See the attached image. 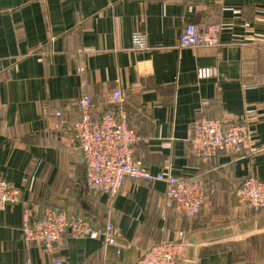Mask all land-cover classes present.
<instances>
[{
	"label": "crops",
	"instance_id": "0c3cea01",
	"mask_svg": "<svg viewBox=\"0 0 264 264\" xmlns=\"http://www.w3.org/2000/svg\"><path fill=\"white\" fill-rule=\"evenodd\" d=\"M187 22L218 26L219 44L177 48ZM136 30L148 48H131ZM204 67L213 74L198 78ZM117 88L141 136L134 159L152 173L203 181L197 217L168 210L160 180L127 179L113 197L86 187L72 131L79 96L90 95L97 118L113 109L103 94ZM202 117H247L264 145V0H0V177L40 214L58 207L96 229L112 221L116 230L114 244L65 235L45 252L25 245L24 204H10L0 210V264H135L162 241L180 245L177 264H264V210L235 193L247 176L264 180V150L202 161L188 143Z\"/></svg>",
	"mask_w": 264,
	"mask_h": 264
},
{
	"label": "built area",
	"instance_id": "2783aa9c",
	"mask_svg": "<svg viewBox=\"0 0 264 264\" xmlns=\"http://www.w3.org/2000/svg\"><path fill=\"white\" fill-rule=\"evenodd\" d=\"M219 27L205 26L193 22L184 24L178 35L177 48L216 46ZM131 48H148L147 36L136 30L131 35ZM81 52V50H80ZM82 66L77 73H82ZM213 74L212 68H198L197 77ZM88 82L81 80L82 88ZM113 109L99 117L91 116L92 98L86 92L79 96L80 115L72 122L73 137L78 144L85 164V185L89 190L107 193L113 197L119 193L127 179L147 181L160 180L165 184L164 204L176 214L197 217L206 201V188L199 178L174 175L169 171L152 173L133 157L134 145L141 136L127 121L122 104L125 101L120 88L103 94ZM61 116L60 111L55 112ZM190 151L204 162H210L220 152L253 155L264 150L257 144L250 130L247 117L240 122H224L218 118L202 117L192 122L188 132ZM238 202L255 210H264V180L247 176L235 189ZM22 190L9 180L0 177V210L10 204L22 202L21 232L26 246L36 244L49 252L65 235L72 238H102L105 244H114L116 230L112 221L104 228L96 229L83 215L67 213L58 207H46L39 212L38 204L24 202ZM182 250L174 242H157L150 245L135 264H177ZM52 264H63L55 259ZM81 264H103L100 261Z\"/></svg>",
	"mask_w": 264,
	"mask_h": 264
}]
</instances>
